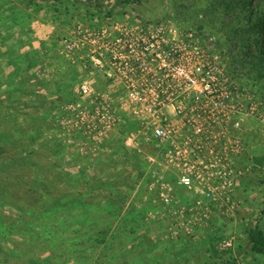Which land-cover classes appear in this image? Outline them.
I'll use <instances>...</instances> for the list:
<instances>
[{
	"label": "rangeland",
	"instance_id": "obj_1",
	"mask_svg": "<svg viewBox=\"0 0 264 264\" xmlns=\"http://www.w3.org/2000/svg\"><path fill=\"white\" fill-rule=\"evenodd\" d=\"M69 1L39 11L0 0V264H264L263 255L251 252L247 237L255 225L264 232L263 171L250 172L238 183L235 214L169 213L161 195H171L178 206L190 192L169 180L144 137L139 151L126 146L140 127L124 95L108 88L118 100L115 124L94 137L67 111L68 104L80 101L78 86L88 71L62 63L54 68L42 60L24 68L25 54L37 50L38 34L22 39L16 30L28 14L30 20L33 15L49 19L57 32L54 41L77 23L95 25L99 12L86 11L93 0ZM122 1L99 0L107 5L102 12L113 10V18L134 8L152 21L216 33L231 68L250 91L262 95L264 113L263 54L257 43H264V30L255 27L264 1ZM16 8L23 14L11 13L13 19L4 24L3 14ZM98 20L103 24L102 17ZM4 25L10 26L12 39ZM90 78L94 89L103 88ZM257 127L264 131V122ZM248 140L253 148L247 156L264 168V140L252 135ZM226 238H234V245L220 249L217 242Z\"/></svg>",
	"mask_w": 264,
	"mask_h": 264
},
{
	"label": "built area",
	"instance_id": "obj_2",
	"mask_svg": "<svg viewBox=\"0 0 264 264\" xmlns=\"http://www.w3.org/2000/svg\"><path fill=\"white\" fill-rule=\"evenodd\" d=\"M133 10L102 17L101 25L99 17L94 26L77 23L60 39L65 54L89 74L78 86L80 101L67 105L70 118L94 137L108 133L116 119L118 100L108 89L114 88L139 122L126 146L139 151L144 137L169 180L194 196L177 206L162 194L167 212L235 214L238 183L250 172L264 174L247 156L249 135L264 140L257 127L264 122L263 100L231 68L216 33L183 30ZM90 77L103 88L94 89ZM217 245L230 249L234 238Z\"/></svg>",
	"mask_w": 264,
	"mask_h": 264
},
{
	"label": "crops",
	"instance_id": "obj_3",
	"mask_svg": "<svg viewBox=\"0 0 264 264\" xmlns=\"http://www.w3.org/2000/svg\"><path fill=\"white\" fill-rule=\"evenodd\" d=\"M12 2V0H10ZM5 4H8V1L5 2ZM10 7V5H9ZM34 8H36L37 10L40 11L41 6H33ZM17 9V8H16ZM8 10V9H7ZM45 10V9H44ZM18 11L22 13V11L20 9H17V11H8L7 13L3 14V22L5 24L9 23V20H12L13 16L12 14L15 12L16 15H18ZM11 12H13L11 14ZM10 14V15H9ZM15 15V16H16ZM29 15V14H28ZM27 15V20L22 18L20 20V22H17V31H21V38H27V36H29L28 34H31V32H33L34 34H38V36L36 35V40H35V44L33 43V46L37 48V50L35 52H30V54H25V56H30L31 54H33V62H38L40 60H42L43 63H48L50 65V67H54V68H58V66L60 65V63H62L63 66L65 67H70V68H74V69H79L80 68V64L76 61H74L70 56H68L67 54H65L61 44L55 40V37L57 36V32L55 31V29L50 28V21L48 20H43L39 17V15H33L30 18H28ZM18 18V17H17ZM4 19H6L4 21ZM16 19V18H14ZM49 21V22H48ZM13 22V21H11ZM46 28V31H43V28ZM3 31L7 34V39H12L11 34H13L10 30V26L5 28H3ZM10 35V36H8ZM31 35V36H33ZM59 41V40H58ZM11 59V56L7 57V60ZM59 68H62L61 66ZM240 193V191L237 193V195ZM236 195V197H237ZM178 198V197H177ZM179 199V198H178ZM185 198H183V196L181 197V203L183 205H188L190 203V201H192L194 199V196L192 193H190L188 195V197L186 198V200H183ZM216 215V214H215Z\"/></svg>",
	"mask_w": 264,
	"mask_h": 264
},
{
	"label": "trees",
	"instance_id": "obj_4",
	"mask_svg": "<svg viewBox=\"0 0 264 264\" xmlns=\"http://www.w3.org/2000/svg\"><path fill=\"white\" fill-rule=\"evenodd\" d=\"M12 1L13 2H15V1L21 2V3H23L25 5H28V6H42L45 10L48 9V10L52 11V8L55 7L56 4L63 5V3L65 1H69V0H12ZM71 1L72 0H70L69 2H71ZM238 1L240 3L242 2V4L244 3V5H246V3L248 5L251 0H238ZM262 1H264V0H262ZM72 2H73V5H74L75 2L74 1H72ZM93 2H94V4H92V5L90 4L88 7H86V11L87 12L89 11V8H95L96 12L98 11L99 14H100V16H98V17H106V18H109V19L111 17H113V10H111V9L108 10V11H106V12H102L107 7V5L105 3L99 2V0H93ZM134 2H138V0H124L120 4H122V5L132 4ZM88 4L89 3H87V5ZM55 8L57 9V7H55ZM86 11H84V13ZM54 12H58V11L55 10ZM11 13H13V12H11ZM93 15H95V14H93ZM96 15H97V13H96ZM94 18H95V16H94ZM256 22H257V24H256L255 27L261 28V30H264V12L263 13H260L257 16ZM57 42H59V41H57ZM257 43L259 45H261L259 47H261L260 48V51L263 54V56L261 58V62H259V63H261L262 65H264V43H263V41H258ZM33 58H34L33 57V54H31L30 56H27L26 55V58H25L26 59V62L24 64V68H27L28 66H30L31 63H33ZM230 62H231V57H229V63ZM70 72H71V70H70ZM59 78H57L55 80V83H58L59 82ZM247 82H249V81H247ZM258 96H262V95H258ZM121 125L122 126L125 125L126 126L125 127L126 129L133 130V127H130L129 125L124 124L123 122H122ZM247 237H248V245L250 247L251 252H253L254 254H258V255H263L264 256V232L260 229V227L258 225H255L254 227H252L251 229H249L248 232H247Z\"/></svg>",
	"mask_w": 264,
	"mask_h": 264
}]
</instances>
